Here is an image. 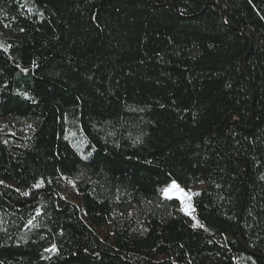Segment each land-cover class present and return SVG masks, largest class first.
Wrapping results in <instances>:
<instances>
[{
	"label": "trees",
	"instance_id": "obj_1",
	"mask_svg": "<svg viewBox=\"0 0 264 264\" xmlns=\"http://www.w3.org/2000/svg\"><path fill=\"white\" fill-rule=\"evenodd\" d=\"M0 264H264V0H0Z\"/></svg>",
	"mask_w": 264,
	"mask_h": 264
},
{
	"label": "rangeland",
	"instance_id": "obj_2",
	"mask_svg": "<svg viewBox=\"0 0 264 264\" xmlns=\"http://www.w3.org/2000/svg\"><path fill=\"white\" fill-rule=\"evenodd\" d=\"M67 121H69V119H67ZM75 128L70 127L69 134L72 137L76 136L75 138H76V140H80V141H78V144H80V142L82 141V138L78 137L79 133L77 132V130ZM79 146L81 147V145H79ZM82 146H83V142H82ZM199 189H200V186H197V187H194L190 190H187V189L181 187L176 181H174V182H171L170 184H168L167 186L163 187L161 191L165 197L179 198L182 202V209H183L184 213L194 217V219H195L194 225L199 227L200 225L196 219L195 210H194V206H193V197L199 191Z\"/></svg>",
	"mask_w": 264,
	"mask_h": 264
},
{
	"label": "snow or ice",
	"instance_id": "obj_3",
	"mask_svg": "<svg viewBox=\"0 0 264 264\" xmlns=\"http://www.w3.org/2000/svg\"><path fill=\"white\" fill-rule=\"evenodd\" d=\"M175 186V185H174Z\"/></svg>",
	"mask_w": 264,
	"mask_h": 264
}]
</instances>
